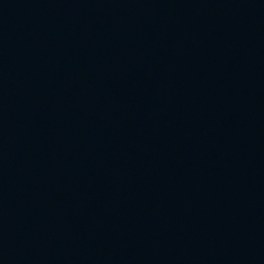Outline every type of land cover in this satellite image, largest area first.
Segmentation results:
<instances>
[{"label":"water","instance_id":"obj_1","mask_svg":"<svg viewBox=\"0 0 264 264\" xmlns=\"http://www.w3.org/2000/svg\"><path fill=\"white\" fill-rule=\"evenodd\" d=\"M0 264H264V0H0Z\"/></svg>","mask_w":264,"mask_h":264}]
</instances>
